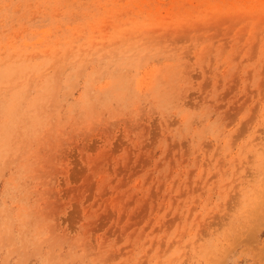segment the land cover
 I'll list each match as a JSON object with an SVG mask.
<instances>
[{
  "label": "rangeland",
  "instance_id": "1",
  "mask_svg": "<svg viewBox=\"0 0 264 264\" xmlns=\"http://www.w3.org/2000/svg\"><path fill=\"white\" fill-rule=\"evenodd\" d=\"M0 264H264V0H0Z\"/></svg>",
  "mask_w": 264,
  "mask_h": 264
}]
</instances>
